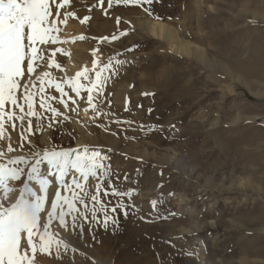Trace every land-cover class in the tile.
Returning <instances> with one entry per match:
<instances>
[{
  "label": "rangeland",
  "instance_id": "374dc122",
  "mask_svg": "<svg viewBox=\"0 0 264 264\" xmlns=\"http://www.w3.org/2000/svg\"><path fill=\"white\" fill-rule=\"evenodd\" d=\"M82 2L95 0H75L78 18L68 20L80 25V33L74 29L71 35L84 47L77 64L91 69L96 49L101 64L110 58L126 62L116 66L104 89L101 107L109 115L91 120L84 132L118 141L117 147L100 149L110 156L105 163L115 187L133 194L128 203L135 208L120 217L142 238L140 264H264V0H158L152 6L160 14L155 19L140 8L121 6L107 16L94 9L83 25L79 19L89 13ZM165 5H176L177 13L164 12ZM151 22L178 30L179 40L201 55L175 51L148 31ZM112 35L118 39L101 40ZM57 59L66 72L54 70V77L75 75L67 57ZM172 77L181 86L164 98ZM158 104L165 106L164 121L155 123L149 118L158 115ZM73 121L61 134L37 128L36 150H59L52 142L67 136L74 145Z\"/></svg>",
  "mask_w": 264,
  "mask_h": 264
},
{
  "label": "snow or ice",
  "instance_id": "6c2138e0",
  "mask_svg": "<svg viewBox=\"0 0 264 264\" xmlns=\"http://www.w3.org/2000/svg\"><path fill=\"white\" fill-rule=\"evenodd\" d=\"M155 2L158 0H95L82 6L89 14L79 23L87 24L94 9L107 16L109 10L121 6L140 8L151 16ZM70 18H78L75 0H0V264H34L38 248L50 255L55 247L57 258L67 253L71 245L52 231L54 221L56 228L73 233L78 227L83 230L78 219L102 223L107 230L109 224H118L121 213L127 217L129 208H135L128 203L132 192L118 190L108 175L111 166L105 163L110 160L106 154L87 147L37 151L32 139L37 128L61 134L63 126L72 122L69 113L79 116L81 101L91 120L108 116L101 107L107 80L115 75L116 66L126 63L110 58L101 64L96 58L100 49H96L91 69L84 67L71 77H54V70L66 72L57 57L71 55L61 47L69 41L60 37V25ZM116 22H121L119 17ZM78 39L83 41L85 36ZM116 39V35L101 38ZM18 126L20 142L13 146L11 134ZM25 149L28 155L23 154ZM90 178L96 181L94 194L86 187ZM101 197L116 199L105 202ZM151 204L155 210L158 201Z\"/></svg>",
  "mask_w": 264,
  "mask_h": 264
},
{
  "label": "bare ground",
  "instance_id": "6f19581e",
  "mask_svg": "<svg viewBox=\"0 0 264 264\" xmlns=\"http://www.w3.org/2000/svg\"><path fill=\"white\" fill-rule=\"evenodd\" d=\"M82 3H85V2H82ZM152 6H154V5H152ZM152 6H151L152 13H153L152 17H154V19H155V18L159 17L160 14L158 12L159 10L157 11L156 9H153ZM155 6H158V5H155ZM163 10H164V12L175 14V12L178 11V8L176 5H173V6L165 5ZM187 17H192V16L190 15ZM163 18H164V16H163ZM72 23H70L68 21L66 25H62L63 28H60V29H63V32L60 31L61 32L60 37L63 35V38H61V39H65V40L69 41V43L64 45L65 51H67L71 54L70 57H67L66 66L68 68V71L75 73L78 71V69L88 67V64H84V63H82V61H81L80 65H78L80 62L77 64V62L79 61L78 56L83 53L84 47L78 46L79 44H78L76 36H71L72 31L74 29H75L74 33H80V25H72ZM147 27H148L147 28L148 31L151 32V34L153 36L162 38L165 40V42L167 41V44L170 45L171 48L173 46L174 47L173 49H175V51L177 50L181 53L184 52L185 54L193 55L196 57L201 55L200 54L201 50H199V49L197 50L196 48H192L190 46L191 43L189 44V42H184L183 40L182 41L179 40L178 35L176 33L178 30L174 31L173 29L165 26L164 24H161L160 22H155V23L151 22ZM71 41H75V43H72ZM75 47H77V54L79 53L78 55L76 54V51L74 50ZM97 57H100V56H97ZM209 65H210V63H209ZM238 68H240L239 65H238ZM177 79L174 80L172 77V79L167 80V82L165 81L166 82V85L164 86V93L165 94L164 95L161 94L162 96H164V98H166V96H167L166 94H168V91L176 88L178 85L181 86L179 84L180 82H178V84H177V81H179V79L178 80ZM178 92H180V91H178ZM183 92H184V90H183ZM181 94L183 95V93H181ZM161 95H160V97H161ZM182 95H181V97L186 96L185 94L183 96ZM177 96L180 97L179 95H177ZM186 97H188V96H186ZM187 99H186V101H187ZM85 106H86L85 103L80 104V108H81V111L79 113L80 116H78L77 120H75V121L72 120L73 123H72V126L70 128V132L73 133L72 134L73 137H75L76 134L78 135L77 140L75 141L74 145H68L70 143V140H68V139H71V138L70 137L68 138V136H67V137H61V140H59V141L52 142L54 147H55V145L60 144L59 147L61 146L60 148H64V149H67L69 147H74V148H79L82 150L83 148L87 147L90 150L94 149V150L100 151V152H101L100 146L117 147L119 145L118 141L114 140L113 138H111L107 135L104 136L101 133L99 134V133L95 132L94 136H93V135H91L92 130H91V133L89 135L87 132H84V127L88 124H91L90 123L91 122V119H90L91 113L86 115L82 110ZM164 110H165L164 104H158L157 105V111L155 112L158 115L156 117L151 116L149 118V121H152V122L155 121V123L156 122H163L164 117L162 116V114H160V112H162ZM147 115H145V116H147ZM77 121H79V122H77ZM19 132H20V130L18 131V133ZM5 135L7 136L8 133L6 132ZM11 142H12L13 146L18 145V143L20 142L19 136H18V134H16V132H12ZM59 147L58 148L56 147V148L59 149ZM44 170H46V166H44ZM71 175L72 174L70 173V176L68 178L69 182L71 180ZM116 177H119L120 181H123V179H124V177H122L120 175H116ZM86 187H87V190L90 194H94L93 190L95 188V182L92 183V179L89 180L88 185ZM102 189L104 190V188H102ZM62 194H67V193L62 192ZM102 199H104V197ZM89 206L91 207L90 201H89ZM97 211L98 212L100 211L99 205H97ZM101 220H102V216H101ZM130 223H131L130 220H127V222H126L125 220L121 219V217L119 215L118 224L115 226L112 224H109L107 227V230H105V227L103 226L102 223L92 222L90 224L88 222L82 221L81 219H78L77 224L78 225L82 224L83 230L81 232L80 228L78 227L76 229V231L73 233L71 231V229H69V231H65L63 229L56 228V222L54 221L52 231L58 232L59 238H62L64 240H66L67 242H69L71 247L67 251V253H63V250H61L63 254L60 258L56 257L55 247H53L50 255L40 253V251L38 250V257L34 258V263H38V264H96V260H97V261H101L102 264H114V263H116V264L117 263L118 264H129V263H136V262H137V264H138V262L140 264V262H142V260H143V257L141 256L142 254L140 253L141 255H139V252H141L140 250H142V248L140 247L142 238L137 233L136 229L133 228V226H131ZM133 223H134V221H133ZM69 224L71 225L70 218H69ZM125 243L127 244L126 247H125ZM124 247H125V249L122 251V248H124ZM72 248H75L76 251L73 252L71 250ZM117 248H119V250H116Z\"/></svg>",
  "mask_w": 264,
  "mask_h": 264
}]
</instances>
